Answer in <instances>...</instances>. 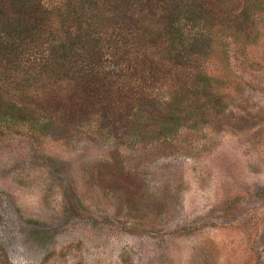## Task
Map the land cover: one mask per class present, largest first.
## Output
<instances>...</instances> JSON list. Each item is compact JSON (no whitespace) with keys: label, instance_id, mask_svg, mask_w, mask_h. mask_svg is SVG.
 Wrapping results in <instances>:
<instances>
[{"label":"rangeland","instance_id":"rangeland-1","mask_svg":"<svg viewBox=\"0 0 264 264\" xmlns=\"http://www.w3.org/2000/svg\"><path fill=\"white\" fill-rule=\"evenodd\" d=\"M229 65L244 88L228 109L150 148L94 126L3 128L0 245L12 264H264V26ZM128 176L132 198L115 183Z\"/></svg>","mask_w":264,"mask_h":264},{"label":"trees","instance_id":"trees-1","mask_svg":"<svg viewBox=\"0 0 264 264\" xmlns=\"http://www.w3.org/2000/svg\"><path fill=\"white\" fill-rule=\"evenodd\" d=\"M263 26L264 0H0V131L170 141L228 109L244 88L231 48L257 44ZM135 180L115 183L132 198ZM0 264H12L1 245Z\"/></svg>","mask_w":264,"mask_h":264}]
</instances>
